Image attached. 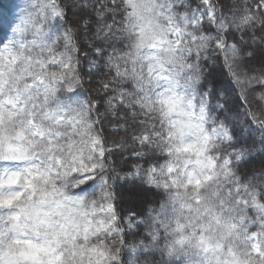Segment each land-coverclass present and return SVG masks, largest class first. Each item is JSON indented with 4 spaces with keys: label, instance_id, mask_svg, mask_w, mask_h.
<instances>
[{
    "label": "snow or ice",
    "instance_id": "obj_1",
    "mask_svg": "<svg viewBox=\"0 0 264 264\" xmlns=\"http://www.w3.org/2000/svg\"><path fill=\"white\" fill-rule=\"evenodd\" d=\"M91 7L94 24L76 20L90 68L106 69L104 113L78 95L61 0H27L0 41V264H264V170L240 172L250 152L235 134L247 125L264 144V0ZM108 115L111 136L96 127ZM129 150L144 163L124 176L160 199L122 217L114 158ZM125 224L146 235L129 243Z\"/></svg>",
    "mask_w": 264,
    "mask_h": 264
},
{
    "label": "trees",
    "instance_id": "obj_2",
    "mask_svg": "<svg viewBox=\"0 0 264 264\" xmlns=\"http://www.w3.org/2000/svg\"><path fill=\"white\" fill-rule=\"evenodd\" d=\"M77 2H82L83 0H75ZM95 0H88L89 7L85 10L83 4H79L78 9L72 8L74 3L73 0H61L62 5L65 7V22L62 27L68 28L72 27L77 30L76 41L80 47L79 53V72L82 77V86L78 89V94L83 99L91 98L97 99L100 101L98 105V111L104 113L105 105L103 103L102 94H98L96 89L98 88L97 81L100 78L101 74L106 71L103 68L101 62L100 70L90 68V61L96 59L94 53L88 48V41L85 38V34L82 30L77 28V17L87 16L95 23V12L93 11L91 5ZM198 3V0H192V6L194 7ZM221 5H228L232 3V0H219ZM239 6L243 7L245 5V0H238ZM249 4H252V0H248ZM119 19V17H117ZM111 20V15L109 14V22ZM211 26L205 24L206 29H210ZM239 34H237L238 37ZM259 35V33H257ZM85 52H88V56L85 57ZM211 62L204 63L205 71L211 70ZM217 72H213V75L208 78L212 83L217 82ZM205 84H208V81H205ZM256 91H260L259 88ZM252 97L250 96V100ZM213 103L215 100L213 99ZM242 103L240 101H235L234 104ZM253 106L255 107V101H252ZM95 116V113L93 114ZM102 122L97 124L96 127L99 130H102L105 136L113 135L110 123H116L111 115H108L107 119L101 118ZM123 123V121H119ZM236 136L239 139V143L236 147H244L249 149L250 154L247 156L245 161H242L240 164L241 173H259L261 170H264V144L260 142L259 132L251 134L247 125H240L237 128ZM123 135V133H119ZM139 146L137 145V149ZM131 150L123 152L114 158V167H116L117 172L120 173L122 178H117L112 181L113 191L117 195V205L120 211L121 216H127L128 213L137 212L140 213L144 207L146 201H159L160 193L158 190L154 189L152 186L144 183L142 180L135 179L134 177H125L124 173L129 171H134L132 165L134 163H144L143 160H137L135 157L131 156ZM146 166V165H145ZM136 190V192H134ZM251 213V210L250 212ZM124 227L125 237L129 243L143 239L146 235L145 225H137L132 228H128L127 225H122ZM153 257L149 256L147 259L151 260ZM127 259V257H125ZM144 259V258H142ZM155 259H159V254H155Z\"/></svg>",
    "mask_w": 264,
    "mask_h": 264
},
{
    "label": "rangeland",
    "instance_id": "obj_3",
    "mask_svg": "<svg viewBox=\"0 0 264 264\" xmlns=\"http://www.w3.org/2000/svg\"><path fill=\"white\" fill-rule=\"evenodd\" d=\"M73 1L74 3L72 5V8L74 9H78L76 5L83 4V1ZM26 4L27 0H0V41L7 42V40L11 38L12 28L15 26V23L18 20V17L20 16L22 10L25 8ZM55 23L56 27L60 31H63L64 28L61 26L60 22ZM80 99L83 98L80 97ZM134 192H136V190H134ZM249 214L252 215L253 213L251 212Z\"/></svg>",
    "mask_w": 264,
    "mask_h": 264
}]
</instances>
